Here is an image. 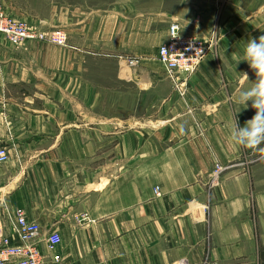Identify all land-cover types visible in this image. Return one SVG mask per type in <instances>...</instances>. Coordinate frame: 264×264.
Returning <instances> with one entry per match:
<instances>
[{
    "label": "crops",
    "instance_id": "0c3cea01",
    "mask_svg": "<svg viewBox=\"0 0 264 264\" xmlns=\"http://www.w3.org/2000/svg\"><path fill=\"white\" fill-rule=\"evenodd\" d=\"M0 2L68 37L17 48L0 34V214L61 236L60 261L40 246L45 264H264V153L229 141L234 114L240 127L255 114L237 100L264 0ZM175 23L217 39L182 91L158 60Z\"/></svg>",
    "mask_w": 264,
    "mask_h": 264
},
{
    "label": "built area",
    "instance_id": "2783aa9c",
    "mask_svg": "<svg viewBox=\"0 0 264 264\" xmlns=\"http://www.w3.org/2000/svg\"><path fill=\"white\" fill-rule=\"evenodd\" d=\"M0 34H3L9 43L20 48L28 42H40L55 46L65 47L68 45V37L61 29L44 31L37 25L14 18L7 13L0 4ZM169 40L159 48L158 60L164 66L166 76L171 83L180 91L185 87L181 78H190L203 60L210 54L216 45V35L210 40L195 36H184L178 24H172L169 28ZM130 66H137L138 60L122 59ZM9 160L7 149L0 147V165ZM226 170L220 164H216L210 174V185L217 187L222 173ZM155 195L160 198V187L155 188ZM79 222L87 223L89 218L86 214L77 218ZM61 236L52 232L45 238L42 237L40 224L28 220L23 209L11 212L5 210L0 214V264H45L46 256L41 250L45 244L48 254H52V260L60 261L61 257L55 255L57 247L61 244Z\"/></svg>",
    "mask_w": 264,
    "mask_h": 264
},
{
    "label": "clouds",
    "instance_id": "9594fccd",
    "mask_svg": "<svg viewBox=\"0 0 264 264\" xmlns=\"http://www.w3.org/2000/svg\"><path fill=\"white\" fill-rule=\"evenodd\" d=\"M255 73L252 87L239 92L237 102L255 109L254 116L240 127L233 116V124L229 131V141L243 148L258 150L264 153V35L252 38L244 46V59ZM246 77L248 75L244 73Z\"/></svg>",
    "mask_w": 264,
    "mask_h": 264
},
{
    "label": "rangeland",
    "instance_id": "374dc122",
    "mask_svg": "<svg viewBox=\"0 0 264 264\" xmlns=\"http://www.w3.org/2000/svg\"><path fill=\"white\" fill-rule=\"evenodd\" d=\"M66 2V3H70V2H74L77 4H86V5H101L103 3V0H60V2ZM57 2V0H38V7L37 10L41 11V13L45 14H50L51 12L53 13V9L55 6V3ZM1 4V2H0ZM2 5V4H1ZM35 7H33L34 9ZM37 26H39L40 28H42L44 31H53V30H57V29H50L47 27H45L43 24H36Z\"/></svg>",
    "mask_w": 264,
    "mask_h": 264
}]
</instances>
